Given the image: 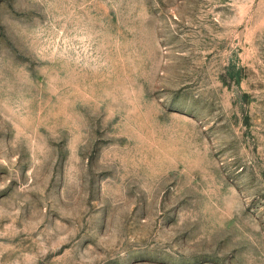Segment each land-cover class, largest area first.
<instances>
[{
    "label": "rangeland",
    "instance_id": "rangeland-1",
    "mask_svg": "<svg viewBox=\"0 0 264 264\" xmlns=\"http://www.w3.org/2000/svg\"><path fill=\"white\" fill-rule=\"evenodd\" d=\"M0 264H264V0H0Z\"/></svg>",
    "mask_w": 264,
    "mask_h": 264
}]
</instances>
